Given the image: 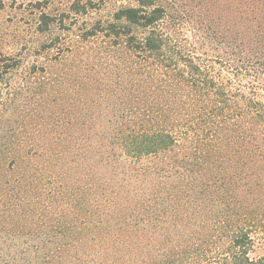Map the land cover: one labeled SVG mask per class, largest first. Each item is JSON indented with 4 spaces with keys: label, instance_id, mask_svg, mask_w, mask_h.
<instances>
[{
    "label": "rangeland",
    "instance_id": "1",
    "mask_svg": "<svg viewBox=\"0 0 264 264\" xmlns=\"http://www.w3.org/2000/svg\"><path fill=\"white\" fill-rule=\"evenodd\" d=\"M154 1L166 9L165 26L199 55L264 37V0ZM134 3L0 0V58L20 59L0 76V264H166L158 241L97 203L99 145H110L117 124L135 122L120 115L137 78L125 65L140 57L104 31L84 34ZM252 242L251 258L264 259V235ZM169 256L167 264H192Z\"/></svg>",
    "mask_w": 264,
    "mask_h": 264
},
{
    "label": "trees",
    "instance_id": "2",
    "mask_svg": "<svg viewBox=\"0 0 264 264\" xmlns=\"http://www.w3.org/2000/svg\"><path fill=\"white\" fill-rule=\"evenodd\" d=\"M134 2L84 34L104 31L140 57L125 65L137 78L120 115L135 122L99 145L96 202L168 250L163 263L174 252L192 264H264L250 256L252 237L264 235V37L199 55L165 26L161 4ZM19 60L2 56L0 76Z\"/></svg>",
    "mask_w": 264,
    "mask_h": 264
}]
</instances>
